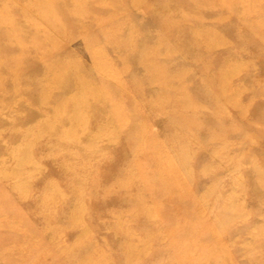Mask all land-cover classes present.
<instances>
[{"label": "rangeland", "instance_id": "1", "mask_svg": "<svg viewBox=\"0 0 264 264\" xmlns=\"http://www.w3.org/2000/svg\"><path fill=\"white\" fill-rule=\"evenodd\" d=\"M0 264H264V0H0Z\"/></svg>", "mask_w": 264, "mask_h": 264}, {"label": "bare ground", "instance_id": "2", "mask_svg": "<svg viewBox=\"0 0 264 264\" xmlns=\"http://www.w3.org/2000/svg\"><path fill=\"white\" fill-rule=\"evenodd\" d=\"M221 78H223L225 81H228L227 80V77H226V74L224 75V77H221ZM219 81H220V83H222V82H225V81H222L220 78H219ZM218 81V82H219ZM225 92V91H224ZM222 95V94H221ZM227 99H225V98H223V100H222V102H221V106L223 107V106H225V105H230L233 101L231 100V97H229L228 95H227ZM172 160H169L168 161V163H170ZM172 164V163H171ZM161 165V166H160ZM160 165H158L157 167L158 168H163V166H162V164H160Z\"/></svg>", "mask_w": 264, "mask_h": 264}]
</instances>
